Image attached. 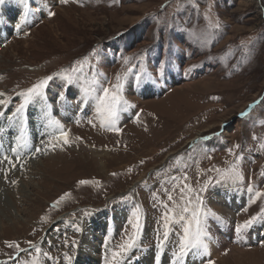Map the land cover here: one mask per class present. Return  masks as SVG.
<instances>
[{"label":"rangeland","instance_id":"obj_1","mask_svg":"<svg viewBox=\"0 0 264 264\" xmlns=\"http://www.w3.org/2000/svg\"><path fill=\"white\" fill-rule=\"evenodd\" d=\"M14 2L22 5V12L12 8L10 22L25 14L20 0H5L0 5L3 23L4 7ZM44 10L41 16L38 12ZM27 11L37 14L33 24L0 43L4 118L22 102L21 93L48 77L45 92L53 82L69 86L68 76L73 77L71 84L91 88L94 79L111 87L122 77V94L131 107L121 111L131 110L132 116L117 125L119 131L74 121L65 130L69 144H49L53 133L44 135L36 142L40 152L34 145L29 154L17 149L16 138L8 142L6 157L19 155L13 157L11 171L5 167L11 160L0 161L5 199L0 204V264L30 260L32 245L41 249V264H105V257L111 259V252L132 234L128 221L136 206L143 213L141 248L129 253L124 264H139L148 252L151 263L157 229L163 232L160 202L171 206L164 189L179 202L180 187L173 191L172 179L185 175L197 190L211 181L201 194L210 214L225 215L226 206L210 200L216 188L248 194L234 215V230L264 215V195L256 196L264 193V0H27ZM210 21H218L220 28L209 27ZM2 22L1 33L6 31ZM253 104L250 115L241 118ZM229 149L242 157L243 179L218 182V173L211 170L235 162ZM32 153L38 155L30 157ZM23 185L28 197L20 192ZM66 193L70 196L54 208ZM99 211L105 213L103 223L95 226L90 236L94 253L86 257L79 252L78 223L85 225ZM119 217L117 228L113 220ZM250 231L225 241L238 253L227 258L228 246V252L207 262L264 264V240L250 243ZM181 235L180 225H173L167 242Z\"/></svg>","mask_w":264,"mask_h":264},{"label":"snow or ice","instance_id":"obj_2","mask_svg":"<svg viewBox=\"0 0 264 264\" xmlns=\"http://www.w3.org/2000/svg\"><path fill=\"white\" fill-rule=\"evenodd\" d=\"M61 3L67 4L68 0H60ZM5 0H0V5H3ZM20 3L25 5V14L21 17L23 22L24 18L27 15V0H20ZM49 15L54 16V12H50ZM19 27V25H17ZM211 28H220V24L217 21L215 24L209 23ZM52 77H48L45 80L40 81L32 88L28 89L26 92L21 93L22 102L15 108V112L9 117V124L15 126L17 121L22 122L24 114L29 105L36 103L40 104V111L42 118L46 122V128L52 129L53 134L49 141V144H52L54 141H63L64 144H69L68 134L64 130V125L58 120L49 115V105L46 100L45 88L48 82ZM122 77H117V84L111 87H105L100 81L93 80L92 88H81L78 90V95L80 97L79 103L81 105L89 103L91 101L94 105V109L99 118L110 130L119 131L115 127L116 122L119 119V113L121 110L127 107H131L128 104V101L123 96V85L120 83ZM136 79L139 81L140 77L137 76ZM66 82L71 84L73 83V77H66ZM4 96V93H0V97ZM57 101L61 104L66 102V98L62 95H57ZM73 100L76 97L72 98ZM259 103V101L257 102ZM5 104L4 100H0V105ZM255 105H250L249 110L242 112L240 114L241 118L248 117L251 113V110ZM0 118H4V112L0 111ZM91 123V121H89ZM58 130L59 135L57 136L55 132ZM217 136L219 133L216 134ZM203 139L207 140L208 137ZM27 148L29 147V142L25 136V131L21 127L19 135L16 138V148ZM240 145H236L235 148H239ZM264 147V145H262ZM36 152H40L41 149H35ZM230 155L235 157V162L230 165L227 169H212L218 173V182L219 181H229L236 182L243 179L242 172L239 168V161L242 160V157L236 156L235 151L229 149ZM17 155L19 153L17 152ZM4 159H8L5 157ZM189 178L185 175L181 177H175L172 179L174 185L173 191L176 187H180V198L179 202L174 199L173 195L167 188L164 189L167 194L169 203H163V213H162V228L163 232L160 234V229H157V254L154 257V264H160L161 256L160 253L163 252L165 244L168 240L169 234L173 229V225H180L182 229V235L180 237L179 243L177 245V250L173 252V261L172 264H183L185 257L188 256L190 252L207 255L208 254V244L207 237L208 233L206 231L205 220L208 216V212L203 207L204 201L202 198V193L207 190L208 184L211 181L206 182L200 189H193L187 181ZM81 184H87L88 181H81ZM251 191V189H249ZM264 195V193H256V196L259 197ZM70 194H65L61 197L60 200L56 201L53 207H57L61 201L68 198ZM129 199V198H124ZM258 219L264 220V215L260 217H252L251 219L245 221L243 224L236 225L235 231L239 235L248 228H250L254 222ZM142 220L143 213L139 206L135 207V210L131 214V218L128 221V224L131 226L132 234L128 236L127 240L118 246V250H113L111 252V259L105 257V264H124L125 258L131 253L134 249H140L141 245L139 243L140 237L142 235ZM79 231V229H77ZM127 231V229L125 230ZM75 244V241H73ZM65 246H67V241H65ZM9 248H15L17 251H23L17 243H8ZM107 247V245H105ZM34 255H31L30 260H26L23 264H41V249L37 245H32ZM48 259H52L48 253H43ZM65 259L71 260V257L65 253ZM207 264H214V261L209 260Z\"/></svg>","mask_w":264,"mask_h":264},{"label":"bare ground","instance_id":"obj_3","mask_svg":"<svg viewBox=\"0 0 264 264\" xmlns=\"http://www.w3.org/2000/svg\"><path fill=\"white\" fill-rule=\"evenodd\" d=\"M21 7H22V5H19L17 2L11 3V4L4 7L3 11L7 16V19L5 20L6 22H4V23L2 22V20L0 22H2V25H4L3 29H6V31H4L3 33H1V31H0V33H1L0 43H4V41L6 39L12 37L14 34H18V33L23 32L32 22H34L36 20L37 14L35 15V13L27 11V15L24 18L23 22L21 21V17L24 15L20 16L19 17L20 19L18 18L19 20H16L15 22L14 21L10 22L9 18L13 19L12 8H13V12L18 13V15H21L20 14L22 12ZM38 13H40L41 16H44L46 14L45 10L40 11ZM17 25H19V27H17ZM0 27H1V24H0ZM173 80H175V78H173ZM62 85L61 84H55L53 82L52 84L49 85L45 94H46L47 103L49 105V115L55 119H58L64 125V130H66L68 128V126L70 125V123H73L74 121L98 122L99 123L98 125L100 128H102L104 130L105 129L110 130L107 127V125H105L99 118H97V115H96V112L94 109V105L91 101H89V103L83 104V105H81L79 103L80 97L78 95V90L81 88H91L90 86H87V84H85L86 86L85 85L83 86V85H80V84L78 85L75 83L70 84L69 86L67 84H64L63 86ZM156 90L158 93L160 92V88H157ZM58 94L62 95L66 98L65 103L61 104L60 102L57 101L56 98H57ZM73 97H76V99L73 100L72 99ZM0 100H3V97H0ZM130 116H132L131 110L121 111L119 113V119L116 122L115 127H117V125H119L120 122H124L125 120L129 119ZM3 120H5L7 122H2ZM21 127H23V129L25 131V136L27 137L28 142H29V147L24 148L27 151V154H29L28 151H29L30 147L32 145H34V143L38 142V140L43 138L44 135H51L53 133L52 129L46 128V122L42 118V114L40 111V104L36 103L33 105H29L28 108L26 109L25 114H24L23 121L22 122L19 121L18 123H16L15 126H12L9 124V119L0 118V135H2L4 137V141L0 140V154H5V157L8 155V147H7L8 142L17 138V136L19 135ZM112 131H104V132L109 133ZM55 134L57 136L59 135L58 130L55 132ZM32 155L35 156L36 154L34 155V153H32L30 155V157ZM10 157H11V155L7 157L8 158L7 160H5L3 158L5 162L8 160H11L10 163L7 164L8 166H5L6 171H11L12 170L11 168L14 167V166H11L13 157H12V159H10ZM32 160L33 159H31V161ZM25 162H26V160H25ZM35 165L36 164H34L33 167H35ZM105 166H106V163L101 164L102 168H105ZM2 168H3V166H2ZM8 174H9V172H8ZM21 188H22V190H20V192L22 191V195L24 194L28 197V195H27L28 186L25 185V187H24V185H23V187H21ZM134 188H132L130 190H133ZM1 196H2V194H1V182H0V204L2 203V205H3L5 199L3 198L4 199L3 200ZM247 196H248V194L245 191H242L241 189L239 190V189L234 188V187L223 186V187H218L213 191L212 198L210 200L212 203L217 202V204H220V202H222L224 204V206H226V207H224L226 209L225 213H224L225 215L223 214L224 217H220L221 215L220 216L214 215V213L208 214V220H205L206 231L208 233V237H207L208 254L203 255V254L190 252L188 254V256L185 257L183 264H206L207 260L209 258H211L212 256L221 257V253H223V255H224L225 252H228V249H226L228 246L230 248V250H229L230 254H228L227 258H229V257L233 256V254L239 252L238 249L237 250L235 249V246L229 245L225 241H227L228 239H231L233 242L238 238V237H235V235L237 233L234 230V227H232L233 219H234V215L236 214V212L238 213L240 210L243 209L245 202H246V199H247ZM104 215H105V213L103 211H99L98 214L95 215V217H92V219H90V220L87 219L88 222L86 223V221H85L84 222V223H86L85 225L78 223V226L80 227V229L82 231V233H80V236L82 238V243H83L81 248H79L80 254L86 255V257H88V256L92 257V255L94 253L93 247H95V245L91 242L90 236L93 234L95 226L97 227V225L103 223ZM121 217L117 218L116 220H113V222L115 224L117 223L116 225H114V226H117V228L122 223ZM257 223H256L257 225L254 224V226L256 225L255 227L251 226L249 228V230H251L250 234L248 233V240L250 243H251V241H252V243H256V241L258 243V241L264 240V220L257 222ZM73 224H70V225L68 224V226H70V228L72 229ZM260 225L262 226L261 228L259 227ZM114 226H112V227H114ZM64 227L67 229L66 225ZM212 229H215V232H212ZM249 230L247 229V230H245L244 233H241V234L245 235ZM75 231H76V229H75ZM241 234H239V236ZM225 238H226V240H225ZM179 240H180V237L177 236V238H176L177 242L175 240L167 242V244L165 245V247L163 249V252L160 253V256H161L160 264H164V262L167 264H172L173 252L177 250V245L179 243ZM84 247L87 251L88 250H90V251L88 253H86L87 251L84 249ZM155 250L157 251L156 246H155ZM150 251L152 252L153 249H151ZM147 256H149V258ZM150 257H151V254H150V252H148L146 254V257H144L142 259V261L139 262V264H154L153 254H152L151 263H149Z\"/></svg>","mask_w":264,"mask_h":264}]
</instances>
